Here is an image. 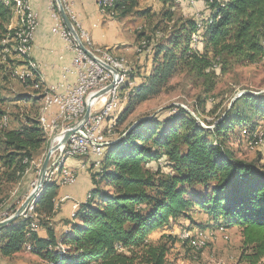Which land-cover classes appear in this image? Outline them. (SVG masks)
Segmentation results:
<instances>
[{
	"label": "trees",
	"instance_id": "obj_1",
	"mask_svg": "<svg viewBox=\"0 0 264 264\" xmlns=\"http://www.w3.org/2000/svg\"><path fill=\"white\" fill-rule=\"evenodd\" d=\"M138 1L115 0L114 19L131 14ZM203 5L202 16L174 33L166 46L157 47L147 82L135 78L137 87L116 116L113 142L100 167L91 166L93 187L72 213L61 238L49 227L45 237L39 232L63 203L60 190L69 187L46 183L29 217L0 229L1 257L12 258L30 245L32 253L51 264H168V245L153 243L152 235L180 219L201 233L193 215L200 211L218 225L216 230L234 226L241 230L244 251L251 250L243 256L247 262L257 264L264 258V168L235 159L226 142L236 128L253 139L251 134L259 128L254 118L264 120V93L247 92L236 99L213 130L205 129L181 106H172L167 117L147 116L117 133L136 105L156 96L185 63L197 77L210 82L205 90L209 94L218 70L264 60V0H204ZM13 17L12 9L0 0V60L7 58L0 71L6 82L17 67L27 64L10 54L4 56L13 44L5 46L3 41L16 34L10 29ZM161 34L156 32L157 37ZM142 42L150 50L146 55L152 51V39H140L137 47ZM19 82L35 95L41 89L34 86H44L38 72L33 80ZM33 102L39 105L42 96H35ZM39 108L35 118L26 117V124L18 129L0 127V182L25 179L47 147L45 130L37 119ZM5 115L0 108V121ZM196 187H203V194L192 192ZM38 226L39 231L32 232ZM184 230L194 232L182 229L180 240ZM182 241L194 251L189 240Z\"/></svg>",
	"mask_w": 264,
	"mask_h": 264
},
{
	"label": "rangeland",
	"instance_id": "obj_2",
	"mask_svg": "<svg viewBox=\"0 0 264 264\" xmlns=\"http://www.w3.org/2000/svg\"><path fill=\"white\" fill-rule=\"evenodd\" d=\"M203 1L198 0L195 3V0H139L131 14L116 19L118 21L116 23L123 24L125 37L129 46L136 45L142 38L152 39V51L146 54L147 57L143 65H140L136 59V54L134 55L135 59L133 57L131 62L125 61L133 69V79L131 78V82H134L135 78L141 79L143 83L147 82L155 67L154 57L157 47L166 46L174 33L179 32L191 20L195 21L197 16H202L204 12ZM106 24L107 22L104 25ZM128 28L133 29V33H129L127 31ZM158 31L162 32L159 37L156 35ZM125 47L126 45L123 46V48ZM149 51L145 46H139L136 50L138 55ZM1 77L0 83L2 84ZM208 87H210V82L197 77L186 63L183 64L172 80L156 96L136 105L127 122L119 126L117 133L124 132L127 126L135 124L147 116L161 115L162 117H167V110L172 106H181L189 113L195 114L194 116L198 117L205 129L213 130L223 122L225 113L230 108L232 102L236 98H240L242 93H264V60L257 65L246 67L235 66L227 69L225 72L218 70L213 91L206 94L205 90ZM41 93L43 92L41 91ZM0 98H6L0 104V108L6 110L4 112L8 115L9 125H11V120L12 126L17 122L21 125L26 120V117H30L38 111L39 105H35L33 102L35 94L30 88L17 81V79H9L6 89L0 92ZM127 102L123 103L120 109L113 115L115 120L117 114ZM42 104L43 102H41V108ZM41 108H39L40 111ZM195 111L198 113L196 114ZM38 114L37 119L40 117V112ZM254 120L259 122L258 130L264 131V120L256 117ZM238 130L236 128L230 140L226 141L227 148L234 155L235 159L264 168V142L251 144L250 137L247 136L246 131L242 129L243 131L238 132ZM46 137L48 140L47 147L32 163L33 170L29 176L27 175L25 179H19L13 183L0 182V221L13 216L35 188L34 184L37 181L39 171L50 146L54 142L53 136L46 134ZM85 162L90 167L83 170L81 166ZM67 166L78 173L80 178L78 180L80 182L77 181V183H80L82 189L83 185L85 186L84 190H80V196L83 197L80 198L82 200L85 199L88 196L87 192L89 190L87 186L92 182V176L95 173V169L91 168V161L76 158L69 160ZM84 172L87 174H84ZM192 192L201 195L203 194V187L193 188ZM69 201H73V205L76 202L79 203V201L73 200L72 197L67 202ZM61 205L58 207L56 216L51 221L41 224L40 235L46 236L49 227L55 230L58 238H61L64 230L71 223V213L74 212V206H72L71 213L69 211L70 214L67 211V215L56 219L57 215L59 216L63 213ZM14 208L16 209L13 212ZM193 215L194 222L199 224L201 233L195 232V229H193V226L189 222L180 219L172 221L169 226L164 227L151 238V241L155 244L168 245V264H250L247 262L246 257L243 256L251 254V250L244 251L243 236L238 227H228V230L225 229L227 231L225 235L221 232L222 228L216 230L218 225L212 222L205 213L197 211ZM182 229H191L194 231L192 232L194 235L197 234L195 235L197 238L207 240L206 248L200 253L193 251L186 242L182 241L183 239L180 240L178 238ZM0 264L51 263L45 257L38 256L25 247L23 252L9 259L3 258L0 255ZM257 264H264V258Z\"/></svg>",
	"mask_w": 264,
	"mask_h": 264
},
{
	"label": "built area",
	"instance_id": "obj_3",
	"mask_svg": "<svg viewBox=\"0 0 264 264\" xmlns=\"http://www.w3.org/2000/svg\"><path fill=\"white\" fill-rule=\"evenodd\" d=\"M62 5L74 27H81L78 17L72 9V0H61ZM98 6L101 13L106 17L108 8L106 0H98ZM196 3V1H195ZM38 17L33 11L32 16ZM56 20L53 32L61 36L66 41L69 49L75 52L74 68L76 81L74 84L60 83L52 86L51 90V105L48 113V121L50 126L57 127V139L52 146L56 147L53 152L50 165L47 171L46 179L52 167L53 161L60 157L61 152L70 153V160L82 158L91 161L94 168H99L101 165V154L103 142L108 140V132H112V120L110 124H101L102 115H107V111L112 101V88L118 81L119 74L122 71L133 73V69L118 70L115 69V62H108L100 55H91L81 49L78 42L75 40L72 32L66 26L63 17L54 18ZM82 28V27H81ZM83 29V28H82ZM81 42L87 50V44L94 43L91 36L90 39H82ZM197 40V36L194 38ZM140 46L147 48V43H142ZM30 47L33 49V41H30ZM20 60L19 57H16ZM3 63V61H1ZM13 78L23 80V71H13ZM137 81L131 82V87L127 91H134V86ZM91 90L90 99H82V91ZM88 107L91 108L90 118L87 122H83ZM54 112H61V120H54ZM79 129L73 133L66 142H63L65 134L73 131L77 126ZM251 139V144L255 142H264V131L256 130ZM69 162V161H68ZM86 162L82 164L83 170L88 169ZM78 173L68 167L66 171L65 183H59L62 187H72L78 181ZM36 183L34 184V186ZM71 197L64 196L62 201H68ZM79 203H74L73 206ZM38 227H32V232H38ZM226 235L225 229L221 230ZM26 248L31 251V246Z\"/></svg>",
	"mask_w": 264,
	"mask_h": 264
},
{
	"label": "crops",
	"instance_id": "obj_4",
	"mask_svg": "<svg viewBox=\"0 0 264 264\" xmlns=\"http://www.w3.org/2000/svg\"><path fill=\"white\" fill-rule=\"evenodd\" d=\"M28 1L30 9L38 16L37 20L39 24L33 40V49L31 48V59L34 60L38 65L39 74L44 82V85L48 88H52V86H56L60 83L69 85L74 84L77 79L74 68L75 52L68 48L66 41L63 40L61 36L56 35L53 32L56 24V20L53 18V4L55 3L54 0ZM97 1L98 0H72V9L77 15L78 21L81 24L83 30L89 33L97 47L109 51L115 57H122L121 59L124 58L123 60L127 62H131L134 55L136 54V59L139 61L140 65H143L147 55L137 54V44L134 46H129L127 44V38L125 37L123 24L121 25L120 23H116L118 21L113 19V17H109L107 15L105 17L101 13ZM105 22H107L106 25H104ZM127 31H129V33H133L134 30L128 28ZM124 45H126L125 48H123ZM0 76H2V71H0ZM1 81L2 84L0 83V86L2 87H0V89L2 91L3 89H6L7 82L3 80V77H1ZM137 81L140 82L141 79L137 78ZM35 96L39 97V95ZM5 99L6 98H0L2 102H4ZM42 102L43 107V96ZM40 105L41 103L39 102V106ZM3 110L6 111L5 109ZM57 114L58 112H54V120ZM5 116L8 117V115ZM30 118H33V115L30 116ZM23 124H26V120L22 122L21 125L19 122H17L14 126H12L11 120V125H9L8 128L18 129ZM84 174L87 173L84 172ZM78 182H80V180H78ZM77 184L73 187L63 188L60 190V196L64 197L69 195L73 198V200L79 201V203L86 201L87 197L82 200L81 198L83 197L80 196V190H84L85 186L83 185L82 189L80 183ZM92 187L93 183L91 182L89 186H87V189H89L87 194H89V191L92 189ZM72 205L73 201L63 202L61 205L63 213L62 215H57L56 219H60L67 215V211L68 214H70L72 211ZM75 210H77V205L74 206V212ZM196 230H198V228H196ZM156 233H154L151 238H153ZM41 236L45 237V235Z\"/></svg>",
	"mask_w": 264,
	"mask_h": 264
},
{
	"label": "bare ground",
	"instance_id": "obj_5",
	"mask_svg": "<svg viewBox=\"0 0 264 264\" xmlns=\"http://www.w3.org/2000/svg\"><path fill=\"white\" fill-rule=\"evenodd\" d=\"M6 6H9L13 12V21L10 25V29H15L16 34L13 39H7L3 41V45L13 44L12 48H6L4 53L8 56V54L13 56L14 58L19 57L20 60H24L27 62L24 66L17 67L14 71H23V83L26 81L33 80L35 78V72L39 73V67L34 60L31 59V48L30 41L34 40L36 29L38 28V20L37 17H30L32 16V10L29 6L28 0H4ZM54 9H53V18H60L62 17L57 2L54 0ZM115 5V0H106V7L108 8V12L106 15L109 17L113 16L112 9ZM57 6V7H56ZM77 31L78 35H81L82 39H90V35L88 32L83 30L81 27H74ZM10 32V31H9ZM14 32V31H13ZM8 33V32H7ZM11 34V33H10ZM10 37V36H9ZM10 46V45H9ZM197 46L195 45V48ZM2 50V49H1ZM87 51H91L93 55H100L103 59L107 60L108 62H115V69L118 70H125V69H132L125 60L115 57L109 51L97 47L94 43L87 44ZM4 59H7L3 57ZM3 59V60H4ZM2 60V61H3ZM10 60V59H9ZM11 61V60H10ZM16 61V60H15ZM22 64V63H21ZM15 65V64H14ZM20 65V64H19ZM23 65V64H22ZM131 74L129 71H122L119 74L118 81L115 86L112 88V101L113 104L110 105V108L107 111V115H102L101 117V124H110V119L112 120V132H108V140L103 142V149L101 154V159L104 157L107 148L110 144H112V139L115 137V125L116 120L113 118V115L120 109L121 105L128 101L129 96L133 91H127L129 87H131ZM40 76V74H39ZM17 79V78H15ZM20 81V80H19ZM40 81L44 85V82L40 76ZM35 84V83H34ZM138 84V83H137ZM137 84L134 86V90L137 87ZM29 85V84H28ZM41 84H37L34 86V89L40 90L43 93H39V96H43L44 105L40 111V123L45 130V133L53 136L54 141L57 139V127L50 126L48 121V109L51 105V90L50 88L46 87L45 85L41 88ZM136 92V91H135ZM91 98V90H84L82 91V99H90ZM122 110V108H121ZM191 113V112H190ZM193 116L195 114L191 113ZM55 120H61V112H58ZM0 127L2 129H7L9 127V118L3 117L0 121ZM52 138V137H51ZM70 160V153L68 152H61L60 157L53 161L52 167L49 171L48 178L45 180V185L50 183H65L66 181V171L68 170L67 163ZM34 203H31L29 206V211L25 212L22 216L24 218H28L29 215L32 213L34 208ZM79 204L77 205V209ZM196 235V234H195ZM191 231L184 230L180 236L183 240H189L191 245L196 253L202 252L207 246V240L202 238H197ZM197 238V239H196Z\"/></svg>",
	"mask_w": 264,
	"mask_h": 264
},
{
	"label": "water",
	"instance_id": "obj_6",
	"mask_svg": "<svg viewBox=\"0 0 264 264\" xmlns=\"http://www.w3.org/2000/svg\"><path fill=\"white\" fill-rule=\"evenodd\" d=\"M56 2H57V5H58V8H59V11H60V13H61V15L63 17V20H64L66 26L68 27V29L72 32L75 40L78 42V44L80 45V47H81L82 50H84L86 53H88L89 55H91L86 50V48L84 47L83 43L81 42L80 37L78 36L77 31L75 30V28H74L71 20L69 19L68 15L66 14V12L64 10V7L62 5L61 0H56ZM245 93L246 92L242 93V95L245 94ZM236 99H238V98H236ZM90 114H91V108L88 107L87 112H86V115H85V117L83 119V122H87L88 121V119L90 118ZM196 118L198 119V117H196ZM138 123H139V121L137 123H135L133 127H135ZM79 127L80 126L78 125L73 131L68 132L67 134H65L63 142H66V140L73 133H75L79 129ZM55 150H56V147H54V146L51 145L50 148H49V150H48V153L46 155V158L44 160V163H43V165H42V167H41V169L39 171V175H38V178H37V181H36L35 188L30 193V195L27 197V199L25 200V202L23 203V205L16 211V213L13 216H11L10 218H8L6 220L0 221V229H3L5 227L10 226L13 223H15L18 219H20L25 214V212L28 210V208L31 205V203H33V202L36 201V199L39 196L40 192L45 187V180H46L47 171H48V168H49V165H50V161H51L52 154H53V152Z\"/></svg>",
	"mask_w": 264,
	"mask_h": 264
}]
</instances>
